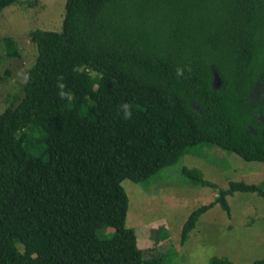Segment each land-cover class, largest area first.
<instances>
[{
  "label": "trees",
  "instance_id": "16d2710c",
  "mask_svg": "<svg viewBox=\"0 0 264 264\" xmlns=\"http://www.w3.org/2000/svg\"><path fill=\"white\" fill-rule=\"evenodd\" d=\"M62 25L29 34L37 57L0 115V264H146L125 226L123 180H148L203 145L264 163V0H66ZM0 41L17 56L12 38ZM181 174L217 192L190 213L181 243L215 205L230 216L234 193L264 199V181L219 188L198 169Z\"/></svg>",
  "mask_w": 264,
  "mask_h": 264
},
{
  "label": "rangeland",
  "instance_id": "374dc122",
  "mask_svg": "<svg viewBox=\"0 0 264 264\" xmlns=\"http://www.w3.org/2000/svg\"><path fill=\"white\" fill-rule=\"evenodd\" d=\"M66 0H19L0 9V39L15 42L16 57H6L0 41V115L15 107L22 97L24 75L33 67L37 48L29 34L36 29L60 32ZM40 138L39 130L29 133ZM41 147L32 150L41 155ZM198 169L202 177L219 188L230 181L258 184L264 181V163L247 162L239 156L203 145L185 154L177 163L158 171L141 183L123 180L128 196L125 226L135 231L146 264H208L214 257H226L232 264H249L264 259V199L255 193H234L227 198L230 216L215 205L202 214L183 243L182 227L192 211L212 202L217 192L195 185L182 174V168ZM111 228H102V239L112 237ZM149 260V261H148ZM149 262V263H148ZM145 264V263H143Z\"/></svg>",
  "mask_w": 264,
  "mask_h": 264
},
{
  "label": "clouds",
  "instance_id": "9594fccd",
  "mask_svg": "<svg viewBox=\"0 0 264 264\" xmlns=\"http://www.w3.org/2000/svg\"><path fill=\"white\" fill-rule=\"evenodd\" d=\"M185 69L183 67L177 66L175 69V74L177 77H182L184 75ZM28 80L27 74L24 75V82L26 83ZM57 87L60 89L64 88L63 84V77H58L57 78ZM63 95V93H61ZM119 111L122 112V119L128 120L132 117L133 112H132V107L128 102H122L119 105Z\"/></svg>",
  "mask_w": 264,
  "mask_h": 264
},
{
  "label": "water",
  "instance_id": "95a60500",
  "mask_svg": "<svg viewBox=\"0 0 264 264\" xmlns=\"http://www.w3.org/2000/svg\"><path fill=\"white\" fill-rule=\"evenodd\" d=\"M213 74H214V80L213 81H214L215 84H218L220 82V79H219L216 71H213ZM259 121L263 122L264 121V116L260 117Z\"/></svg>",
  "mask_w": 264,
  "mask_h": 264
}]
</instances>
